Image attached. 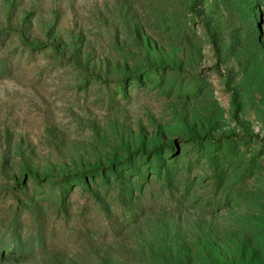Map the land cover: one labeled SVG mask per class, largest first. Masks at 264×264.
<instances>
[{"label":"rangeland","instance_id":"374dc122","mask_svg":"<svg viewBox=\"0 0 264 264\" xmlns=\"http://www.w3.org/2000/svg\"><path fill=\"white\" fill-rule=\"evenodd\" d=\"M0 264H264V0H0Z\"/></svg>","mask_w":264,"mask_h":264},{"label":"trees","instance_id":"16d2710c","mask_svg":"<svg viewBox=\"0 0 264 264\" xmlns=\"http://www.w3.org/2000/svg\"><path fill=\"white\" fill-rule=\"evenodd\" d=\"M27 46L29 47H33L32 44H29V43H26ZM153 75H156V73H153ZM233 137H229V138H226V139H232ZM153 157H154V173L156 175L157 178H161L162 180H166V178H162V165H163V162H162V158L160 157V153L158 150L154 151V154H153ZM100 178H102V175H99ZM74 181L76 182V185L79 186V187H82L84 189H88L87 187V181H86V178L84 175H75L74 176ZM39 240H41L39 238ZM13 245H18L20 246V250L23 251V252H32V247L29 246V245H25V244H21V243H15L13 242L12 243ZM26 246V247H25ZM11 248V247H10ZM262 248V247H261Z\"/></svg>","mask_w":264,"mask_h":264}]
</instances>
